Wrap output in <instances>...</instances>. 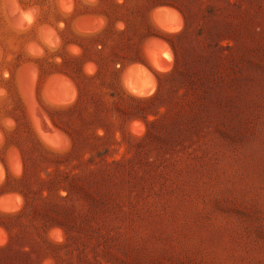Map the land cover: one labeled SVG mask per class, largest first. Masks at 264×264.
I'll use <instances>...</instances> for the list:
<instances>
[{
    "label": "rangeland",
    "instance_id": "obj_1",
    "mask_svg": "<svg viewBox=\"0 0 264 264\" xmlns=\"http://www.w3.org/2000/svg\"><path fill=\"white\" fill-rule=\"evenodd\" d=\"M0 161V264H264V0H0Z\"/></svg>",
    "mask_w": 264,
    "mask_h": 264
},
{
    "label": "crops",
    "instance_id": "obj_2",
    "mask_svg": "<svg viewBox=\"0 0 264 264\" xmlns=\"http://www.w3.org/2000/svg\"><path fill=\"white\" fill-rule=\"evenodd\" d=\"M163 12V10H160L159 14ZM161 16V14H160ZM155 45H157L156 43L152 42V46L154 48H157ZM94 65V64H93ZM88 66H92V64H88ZM157 68H147L146 66L139 64V63H133L131 65L126 66L123 71L121 72V76H131V77H136L139 76L141 77V75L146 76L145 74H143V69H146L147 72L149 73V77L148 75L146 76L147 78L151 79L149 81L148 86H151L150 89L148 90H153V88L155 87V80H156V75L161 72L162 69L161 67L157 66ZM134 68V69H133ZM136 68V69H135ZM140 71H139V70ZM128 70V71H127ZM136 70V71H135ZM130 71V72H129ZM135 71V72H133ZM129 72V73H128ZM134 73V74H132ZM154 85V86H153ZM143 87V89H147L149 87H145V85H142L141 88ZM68 87L63 86L61 87V91L63 93H69L68 92ZM13 173V170L11 169V167L7 164H4L2 161H0V186H2V184L4 183V181H6V178L8 176H10ZM22 206V198L19 194L14 193V192H5V193H0V212L2 213H10V212H14L16 210H18L20 207Z\"/></svg>",
    "mask_w": 264,
    "mask_h": 264
},
{
    "label": "bare ground",
    "instance_id": "obj_3",
    "mask_svg": "<svg viewBox=\"0 0 264 264\" xmlns=\"http://www.w3.org/2000/svg\"><path fill=\"white\" fill-rule=\"evenodd\" d=\"M159 13V12H158ZM161 14V16L163 15V13L161 12L160 13ZM159 14V15H160ZM165 14V13H164ZM164 28V27H163ZM167 31H174L175 30V28H170V27H166L165 28ZM152 47V46H151ZM154 52V51H153ZM168 66L167 65H162L161 66V68H163L164 70L167 68ZM134 69V68H133ZM136 69V68H135ZM139 70V69H138ZM128 71V70H127ZM136 71V70H135ZM135 71H133V72H135ZM140 71V70H139ZM130 72V71H129ZM128 72V73H129ZM132 74H134V73H132ZM146 75V74H145ZM131 77V76H130ZM137 77H139V76H137ZM136 78V77H135ZM137 79V78H136ZM139 82V81H138ZM146 84V83H145ZM148 84V83H147ZM127 86H128V90H129V92L130 93H132V94H134L135 96L137 95L138 97L140 96H146L147 94H149L150 93V90H148L149 88H147V89H143V87L141 88V86L140 85H134L133 83L131 84V82H129L128 84H127ZM154 86V85H153ZM149 87V86H148ZM152 91V90H151ZM148 96V95H147Z\"/></svg>",
    "mask_w": 264,
    "mask_h": 264
},
{
    "label": "trees",
    "instance_id": "obj_4",
    "mask_svg": "<svg viewBox=\"0 0 264 264\" xmlns=\"http://www.w3.org/2000/svg\"><path fill=\"white\" fill-rule=\"evenodd\" d=\"M212 72H214V70H212ZM194 78H195V77H194ZM194 80H195V79H191V81H190V83H191L192 86L194 85Z\"/></svg>",
    "mask_w": 264,
    "mask_h": 264
}]
</instances>
